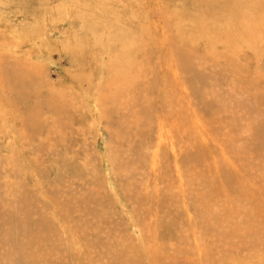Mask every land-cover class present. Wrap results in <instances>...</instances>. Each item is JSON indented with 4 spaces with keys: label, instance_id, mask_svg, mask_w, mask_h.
<instances>
[{
    "label": "rangeland",
    "instance_id": "374dc122",
    "mask_svg": "<svg viewBox=\"0 0 264 264\" xmlns=\"http://www.w3.org/2000/svg\"><path fill=\"white\" fill-rule=\"evenodd\" d=\"M261 30L264 0H0V264H264Z\"/></svg>",
    "mask_w": 264,
    "mask_h": 264
},
{
    "label": "bare ground",
    "instance_id": "6f19581e",
    "mask_svg": "<svg viewBox=\"0 0 264 264\" xmlns=\"http://www.w3.org/2000/svg\"><path fill=\"white\" fill-rule=\"evenodd\" d=\"M244 9H245V8H244ZM247 11H248V10H247ZM247 11H246V12H247ZM247 13L249 14V12H247ZM247 13H246V15H248ZM250 13H251V12H250ZM236 14H237V13H236ZM240 15H241V13H240ZM253 15H254V14H253ZM237 16H238V15H237ZM256 16H257V15H256ZM235 17H236V15H235ZM254 17H255V15H254ZM239 18H240V17H238V19H239ZM241 18H242V17H241ZM243 18H245V17H243ZM243 18H242V19H243ZM246 18H247V17H246ZM250 18H251V16H250ZM247 19H248V18H247ZM247 19H246V20H247ZM253 19H254V18H253ZM255 19H256V18H255ZM230 20H231V19H230ZM236 20H237V19H236ZM239 21H240V22H241V21L243 22V20H240V19H239ZM227 22L229 23V21H227ZM227 22H226V23H227ZM244 22H245V21H244ZM246 22H249V21H246ZM198 23H199V22H198ZM206 23H207V22H206ZM214 23H215V22H214ZM235 23H236V22H235ZM255 23H256V22H255ZM199 24H200V23H199ZM199 24H198V25H199ZM207 24H208V23H207ZM229 24H230V23H229ZM232 24H233V23H232ZM230 25H231V24H230ZM210 26H211V25H210ZM234 26H237V25H234ZM199 27H201V24H200ZM232 27H233V25H232ZM259 27H260V26H259ZM208 28H209V27H208ZM210 28H211V27H210ZM210 28H209V29H210ZM221 28H222V25H221ZM223 28H224V27H223ZM234 28H235V27H234ZM242 28H243V27H242ZM255 28H257V26H256ZM197 29H199V28H197ZM202 29H203V28H202ZM213 29H214V28H213ZM213 29H212V30H213ZM229 29H230V28H227L226 33H228ZM249 29H250V28H249ZM258 29H260V28H258ZM258 29H257V31H258ZM200 30H201V29H199V32H200ZM214 30H215V29H214ZM231 30H232V29H231ZM238 30H239V29H238ZM242 30H243V29H242ZM244 30H245V29H244ZM244 30H243L242 32H244ZM255 30H256V29H254V31H255ZM203 31H204V30H203ZM205 31H206V30H205ZM232 31H233V30H232ZM254 31H253V32H254ZM197 32H198V31H197ZM206 32H207V31H206ZM211 32H212V31H211ZM229 32H230V31H229ZM236 32H237V31H236ZM251 32H252V31H251ZM253 32H252V33H253ZM261 32H262V30H261ZM261 32H255V33H259V34H261ZM263 32H264V31H263ZM263 32H262V34H263ZM204 33H205V32H204ZM221 33H222V32H221ZM224 33H225V31H223L222 36H223ZM231 33H232V32H230V35H231ZM233 33H234V31H233ZM233 33H232V35H236V34H238V33L241 34V32H238V33H236V34H233ZM244 33H246V32H244ZM244 33H243V34H244ZM255 33H254V34H255ZM207 34H208V35L205 34L206 37H204V39L207 40V38H208L207 36H210L211 39L213 38V37H211L212 34L209 35V31L207 32ZM254 34H253V36H254ZM198 35H199V34H198ZM202 35H203V34H201L200 37H201ZM205 35H204V36H205ZM214 35H215V33H214ZM217 35H220V34H217ZM217 35H216V36H217ZM232 35H231V36H232ZM245 35H247V33H246ZM216 36H215V37H216ZM228 36H229V35H228ZM228 36H227V37H228ZM238 36H239V35H238ZM238 36H233V38H231V39H230V37H228V38H229V39H228V38L224 35V36H223V39H224V41L226 42L227 40H225V38H227V39H228V42H229V40H230V44L232 43V44L234 45L235 43H234V42H231V40L233 39L232 41H235V40L237 39V38H235V37H238ZM249 36H252V34L249 35ZM202 37H203V36H202ZM218 37H219V36H218ZM224 37H225V38H224ZM254 37H257V34H256V36H254ZM120 38H122V37L120 36ZM239 38H240V37H239ZM239 38H238V39H239ZM242 38H243V37H242ZM244 38H245V37H244ZM123 39H124V38H123ZM213 39H214V38H213ZM218 39H219V38H218ZM218 39H217V40H218ZM220 39H221V38H220ZM220 39H219V40H220ZM240 39H241V38H240ZM247 39H248V40H249V39H250V40L252 39L251 42L254 41V40H253V37H252V38H247ZM255 39H256V38H255ZM137 40H138V39H137ZM214 40H216V38H215ZM244 40H245V39H244ZM138 41H139V40H138ZM236 41H237V40H236ZM239 41H240V40H239ZM241 41H242V39H241ZM245 41H247V40H245ZM208 42H209V40H208ZM249 42H250V41H249ZM256 42H257V41H256ZM256 42H255V43H256ZM125 43H126V42H125ZM237 43H238V42H236V44H237ZM242 43H243V42H242ZM238 44H239V43H238ZM237 46H239V45H237ZM229 47H232V46L230 45ZM229 47H228V49H230ZM231 49L234 50V48H231ZM119 53H121V52H119ZM229 53H230V51H229ZM229 53H227V54L230 55ZM231 53H232V52H231ZM126 55H127V54H126ZM132 62H133V61H132ZM120 64H121V63H120ZM126 64H130V63H126ZM133 65H134V64H133ZM116 66H117V65H116ZM129 66H130V65H129ZM129 66H128V68H127V67H126V68H127V69H130ZM131 69H132V68H131ZM126 71H127V70H126ZM131 71H132V70H131ZM118 72H120V71H118ZM115 73H116V71H115ZM121 73H122V72H121ZM129 73H130V71H129ZM113 75H114V74H113ZM115 75H116V74H115ZM123 75H124V74H122V76H121V74H120V76H121L122 78L125 77V76L123 77ZM116 78H117V76H116ZM122 78H121V79H122ZM112 81H113V80H112Z\"/></svg>",
    "mask_w": 264,
    "mask_h": 264
}]
</instances>
